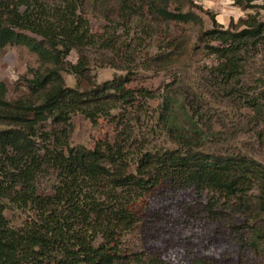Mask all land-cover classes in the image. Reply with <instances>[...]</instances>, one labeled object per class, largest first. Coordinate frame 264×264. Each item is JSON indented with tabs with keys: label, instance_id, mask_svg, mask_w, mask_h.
<instances>
[{
	"label": "trees",
	"instance_id": "16d2710c",
	"mask_svg": "<svg viewBox=\"0 0 264 264\" xmlns=\"http://www.w3.org/2000/svg\"><path fill=\"white\" fill-rule=\"evenodd\" d=\"M234 3L256 13L225 28L207 12L213 29L198 35L202 41L208 37L206 48L219 58L212 74L228 95L239 85L247 55L264 47V21L257 11L264 5ZM145 7L156 19L199 26L194 11L199 8L192 0H0V54L8 47H25L40 63L31 78H23L26 95L0 111L8 121L0 129V264H169L125 247L126 235L141 222L129 200L160 188L192 190L212 222L221 221L234 201L242 224L231 228L233 241L264 264V168L209 152L204 129L189 113L188 98L173 85L159 92L133 87L138 64L131 48L109 28L102 35L92 31L88 14L108 18L116 11L129 25L127 33L133 23L145 30L144 18L136 17ZM93 48L121 56L128 68L117 67L128 73L97 82L88 55ZM73 52L78 54L75 64L68 60ZM179 55L176 48L152 62L171 65ZM66 74L74 77V85L67 83ZM158 99L159 125L174 147L144 151L132 126L127 128L128 116ZM249 100L256 119L264 122V92ZM75 115L93 124L109 120L115 125L114 139L104 138L92 149L73 148ZM45 169L54 173L46 189L40 177ZM8 210L20 212V224H12Z\"/></svg>",
	"mask_w": 264,
	"mask_h": 264
},
{
	"label": "rangeland",
	"instance_id": "374dc122",
	"mask_svg": "<svg viewBox=\"0 0 264 264\" xmlns=\"http://www.w3.org/2000/svg\"><path fill=\"white\" fill-rule=\"evenodd\" d=\"M192 1L199 8L194 11L200 19L199 26L194 29L190 25L156 19L148 7L138 10L136 15L137 20L144 18L147 29L143 30L133 23L129 33V25L120 11L108 18L97 12L88 14V17L95 34L102 35L109 28L114 38L123 41L133 51L138 64L132 71L133 87L159 92L167 85H173L188 98L191 105L189 113L204 129L205 146L209 152L226 154L252 167L264 168V122L257 120L249 107V97L264 92V81L261 80H264V47L247 55L239 85L233 86V94L228 95L215 82L212 74L219 58L206 48L208 37L202 41L198 36L202 30L213 29L207 12L215 16L219 25L228 28L231 21L237 23L239 19H246L248 14L256 13V10H245L234 0ZM253 1L260 7L264 5V0ZM175 8L176 4L172 2L171 9ZM188 11L189 6L186 5L184 12ZM257 11L264 21V9ZM212 45L217 46L218 42ZM176 48H179L180 55L175 63L152 62L160 53L167 56ZM88 55L92 61V75L97 82L128 73L118 68H128L121 62V56H114L109 50L93 48ZM68 60L75 64L78 54L73 52ZM39 66L38 58L25 47H8L0 54V111H4L8 103L26 95L23 78H31V71ZM65 76L67 83L74 85V77ZM248 87L252 91L246 93L244 88ZM159 107L161 99L146 104L142 110L136 109L128 116L131 121L129 123L128 120L127 128L132 126L134 139L144 151L174 147L159 125ZM181 118L185 123L189 121L188 115L183 114ZM7 125L8 121L0 118V129H5ZM73 126V148L92 149L98 141L114 139L116 135L115 125L107 119L93 124L82 115H75ZM42 173V187L46 189L51 186L54 173L48 169ZM233 204L234 201H231L225 207L221 221L212 222L204 211V201L197 198L192 190L160 188L144 197L131 199L129 205L139 214L141 222L126 235L125 247L128 251L155 255L169 264H193L195 260L202 259L209 264H257L254 255L237 245L230 234L233 226L242 224V218L235 212ZM6 215L13 225L22 221L19 211L8 210Z\"/></svg>",
	"mask_w": 264,
	"mask_h": 264
}]
</instances>
